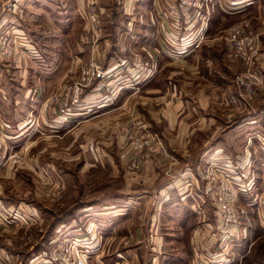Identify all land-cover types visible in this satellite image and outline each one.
<instances>
[{"label":"rangeland","instance_id":"374dc122","mask_svg":"<svg viewBox=\"0 0 264 264\" xmlns=\"http://www.w3.org/2000/svg\"><path fill=\"white\" fill-rule=\"evenodd\" d=\"M216 2L0 0V189L35 207L0 219L14 264L61 262L74 237L84 264H264V0ZM98 78L110 93L92 96ZM195 83L216 92L200 128L175 140L160 108L172 93L193 98ZM241 95L250 106L227 100ZM101 98L111 105L92 135ZM65 116L73 123L55 131ZM168 183L190 206L159 203ZM139 229H160L162 247L151 250L157 237Z\"/></svg>","mask_w":264,"mask_h":264},{"label":"crops","instance_id":"0c3cea01","mask_svg":"<svg viewBox=\"0 0 264 264\" xmlns=\"http://www.w3.org/2000/svg\"><path fill=\"white\" fill-rule=\"evenodd\" d=\"M122 1H126V0H122ZM218 1H219L218 3L216 2L217 6L219 7L220 10H223L222 7H221V4H220L221 3V0H218ZM125 4H126V2H125ZM157 16L158 15H156V13H154V11L150 12L149 19L152 22V24L153 23L155 24L154 21L155 20L156 21L158 20ZM147 31H149V30L146 29V34L143 37H146V36L149 37V33H147ZM151 36L152 35L150 34V37ZM142 41H144V40L142 39ZM203 48H204V46H203ZM206 51L202 52V50H201V53H200L201 54V62L198 61L199 68L202 71V74L199 73V71L198 72H195V73H199L200 74V77H202L203 74L205 76H208V74H207L208 71H207V68H206L207 67L206 63L208 62V58H209L208 57V55H209V49L206 48ZM203 60H205L204 63H203ZM204 66H206V67H204ZM114 68H116V67H114V66L112 68L108 67L107 69L113 70ZM153 77H154L153 75L150 76V77H148L145 80V82H144V84L142 86L143 87H148L149 85H153V84H151V82L153 81ZM197 77H198V75H195V80L197 79ZM99 79L100 78H98L97 85L93 87L92 96L96 92H98L97 94H101L100 93V89H101V87H104V86H105V88L107 89V91L109 93L111 92L112 86L111 85H106V83L100 84L99 81L100 80H103V79H100V80ZM114 81H115V79L111 78V81L110 82H112V84H113ZM136 82H138V81H136ZM197 83H195V89H194L195 90V94L193 93V98H187V99H181L180 100L179 98H175V96H174L175 94L173 95V93H172L171 98H168L166 101H163V104L164 105H163L162 108H160V109H162L161 110V113L163 114V117L162 118H164L165 121H168V124H169V126L171 127V129L173 131H176L175 134H174V136L171 137V138H175V140L178 137L179 138L183 137V141H184L185 138L191 136L190 134L193 133V131L195 130V128H198V129L200 128V126L199 125L196 126V124H199L200 123V121H199L200 120L199 115L202 113L203 108L208 105L207 96L208 95H211L210 92H216V90H213V88H211L210 91L207 93L204 90V87L203 86L200 87V85H198ZM122 88L123 89L125 88L124 89L125 91H130V90H128V87H127L126 84H123V87ZM222 88H224V87H221V89ZM223 90H226V88L223 89ZM124 93H126V92H124ZM194 97H196V98H194ZM108 99H105V100L103 99L102 100V98H101V99L96 100V102L95 101H91L92 106H93L92 110H95L96 111V109H97V112L98 111H101L102 112V113H98L96 115V117L91 118L90 119V120H92L91 123H86L87 125L90 124L89 125V128L91 127V129H92L91 130L92 131V135L94 133H96V130H98V128H100V126L97 125L98 122H101L102 125H103V121H101L102 119L99 116V114H103L104 112L109 111V110L105 111V109L109 108L107 106L111 105V103H108L107 102ZM88 100H93V97H92V99L90 97H87V98L84 99V101H88ZM184 102H185L186 105H184ZM188 104H189V108L187 107V109H184V106L186 107V106H188ZM165 113H166V115H165ZM82 118H84V119L81 120L80 122H82V121L88 122L89 121L88 120L89 118H85V117H82ZM209 120H211L210 117H209ZM53 121L56 124L58 123L57 125H54V126H57V127H54V128H56V129H54L55 131H61V130H64V129H65L64 131H66V129L73 123V122H70L69 121V116H65V119H63V120H60V119H55L54 120L53 119ZM161 121H162V119H159V123L157 125H155L158 128V130H160V128H163L164 127V121H162V122ZM81 124H83V123H81ZM51 127H53L52 124H51ZM81 131H83V130H81ZM16 136L17 135L11 136V135H9V134L6 133V135H4L3 138L8 141V139H14V138H16ZM170 143L172 144L173 142L170 141ZM94 146L96 148H93L91 145L88 146L87 150L89 149L94 154L95 153L98 154L99 153V150L101 149V147L98 146V145H94ZM228 147H225V148H228ZM83 148H85V146ZM219 148H221V147H219ZM219 148H216V149H219ZM228 149H230V151H231V149H233V146H230V148H228ZM171 151H172V153L174 152L173 150H171ZM183 156H185V155H183ZM30 165H31L30 166V169H33L34 172L37 171L36 169H40L39 165H37L36 163L33 164L31 162ZM111 168H112V170H115L114 166H111ZM142 170L143 171H141V172H142V174H144V180L146 181V180L149 179V176H150L149 173L150 172L148 170V167H147V169H142ZM154 173H156V172H154ZM154 173H152V174H154ZM3 192H5V190L4 189H0V219H2V217H4V214L7 213V212H9V211H11L12 213L14 212L13 214L10 215L13 218L14 217H19L21 214L34 215V213H35V211H34L35 207L33 206V209H30L29 206L26 205V202H25V200H23V198H22L21 195H18L19 197H15L14 198V201L17 202L15 204L14 202L11 201L10 198H7V196H5V194ZM185 193H186L185 191H181V190L177 189L174 185H172V183H168L163 188H160L159 189V196H160V202L159 203L160 204L161 203H164L166 206H169V207L173 208L174 210H177V208L175 207L176 205L179 206V205H182V204H187V206H190V204H191V198L188 197V195L185 194ZM191 212H192V210H191ZM8 224H11V223H8ZM60 230L61 229H59V232L61 233ZM144 230L147 233V235L150 233L151 235L154 234L155 235V238L157 237V239H155L154 243L150 246L151 250L155 251V250H157V248L162 247V244H163L164 241H162L163 239H162V234L160 233L161 232L160 229L159 230H157V229H139V234H142ZM73 231L76 232L77 230L74 229ZM187 231L190 233L191 232V229H187ZM48 233H50L49 235H51V232L50 231H48ZM64 233H66V232L64 231ZM72 234H74V233H72ZM65 235H67V233ZM93 236H94V232H93ZM48 240L49 239H46V240L44 239V241H46V242L43 243L44 244L42 246L43 249L48 248V245L51 244V242H52L51 239L49 240V242H48ZM12 251H15V250L10 247V239L7 236L4 237V235H2V238H0V264H14L16 261L20 262V260L18 259L19 258L18 257V254H13ZM32 257L33 256H31L30 258H28L29 259V262L34 261V259H32ZM155 260H156V256H153L152 257V263L153 264H154ZM166 263H168V262H166ZM41 264H68V263H64L62 261L61 262L60 261H54L53 262V260L46 259V260H43V263H41ZM100 264H103V263L100 261Z\"/></svg>","mask_w":264,"mask_h":264},{"label":"built area","instance_id":"2783aa9c","mask_svg":"<svg viewBox=\"0 0 264 264\" xmlns=\"http://www.w3.org/2000/svg\"><path fill=\"white\" fill-rule=\"evenodd\" d=\"M93 3V2H92ZM93 7V6H92ZM171 13L175 14V11L172 9L171 10ZM174 20H177L176 17H174ZM247 87L249 88V91H251L252 93H254V87L251 88L250 86V82L247 83ZM242 96V95H241ZM227 100L232 104V105H241V106H244L246 107V105L250 106L251 105V101H250V97L248 98H245L242 96V98L240 97H229L227 98ZM257 136V135H256ZM151 141V136L149 137H146L144 143L145 144H149ZM232 185V184H231ZM78 237H74L72 239L69 240V243H66V251L68 252L67 253V256H63L62 257V262L64 263H68V264H84V261H85V253H84V250L80 247V244H79V240L77 239ZM65 239H67L65 237ZM61 243V242H59ZM65 244V243H64ZM56 247H58L60 250L62 248V246L59 247V245H57Z\"/></svg>","mask_w":264,"mask_h":264},{"label":"trees","instance_id":"16d2710c","mask_svg":"<svg viewBox=\"0 0 264 264\" xmlns=\"http://www.w3.org/2000/svg\"><path fill=\"white\" fill-rule=\"evenodd\" d=\"M149 37H150V34H149ZM148 36H146V37H142L143 38V42H145L146 40H148V38H149Z\"/></svg>","mask_w":264,"mask_h":264}]
</instances>
